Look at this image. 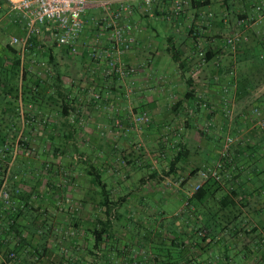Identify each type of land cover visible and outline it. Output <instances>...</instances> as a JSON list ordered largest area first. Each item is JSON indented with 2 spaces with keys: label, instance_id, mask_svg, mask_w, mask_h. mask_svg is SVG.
Instances as JSON below:
<instances>
[{
  "label": "crops",
  "instance_id": "crops-1",
  "mask_svg": "<svg viewBox=\"0 0 264 264\" xmlns=\"http://www.w3.org/2000/svg\"><path fill=\"white\" fill-rule=\"evenodd\" d=\"M185 1L178 11L136 1L125 60L145 65L121 79L85 51L68 64L44 28L31 48L12 42L25 21L17 0H0V186L7 177L17 198V212L0 202V264H264V129L253 113L264 115V10L236 22L256 19L264 0ZM102 15L87 9L81 44H107ZM130 109L150 122L137 127ZM234 134L223 183L205 181L203 201L187 204Z\"/></svg>",
  "mask_w": 264,
  "mask_h": 264
},
{
  "label": "built area",
  "instance_id": "built-area-1",
  "mask_svg": "<svg viewBox=\"0 0 264 264\" xmlns=\"http://www.w3.org/2000/svg\"><path fill=\"white\" fill-rule=\"evenodd\" d=\"M137 0H17V6L25 21L26 34L25 37L19 39L14 37L12 42L23 43L24 49L31 48L35 45L33 37L43 34V28L47 31V36L58 47L65 48L71 55H79L84 51L88 54L91 61L104 63V73L108 76H116L119 78H127L130 74L137 71L138 67L145 65L142 62L138 65L130 64L125 60V54L129 52L134 43V30L137 25L129 20H125L134 11V4ZM146 10L151 9V5L155 0H141ZM175 10H180L185 0H172ZM90 7H97L102 10L103 15L95 18V26L100 31L106 32L107 44L97 37L94 41H90L87 45L81 44V35L86 26L84 15ZM256 10L260 14L256 19L254 17H239L237 24L246 26L255 21H260L261 13L264 10L263 3L256 5ZM213 16V13H209ZM242 37L240 32L235 31L226 37L227 44L234 50L240 45ZM204 58L205 53L200 52ZM44 68L50 67L45 61L40 63ZM128 94L132 92L131 88L127 89ZM100 98V94L94 95ZM253 113L257 117L256 123L261 129H264V115L259 107L253 109ZM133 123L140 127L150 122L148 112H135L130 109ZM115 123L121 125L119 118H115ZM170 128L165 131V139L168 138ZM238 135H228L224 141L220 159H218L210 167H203L198 171L202 178V182L197 183L188 197L197 192L205 181L210 179L223 183L225 180V169L229 151L233 143L238 140ZM8 178L5 177L0 186V202L8 208H15L17 203L16 196L12 195L7 187ZM184 178L179 179V184ZM19 189L17 190V193ZM66 202H70V197H65ZM188 204V201H187ZM74 233V230L71 231ZM15 253H11L10 257H14Z\"/></svg>",
  "mask_w": 264,
  "mask_h": 264
},
{
  "label": "trees",
  "instance_id": "trees-1",
  "mask_svg": "<svg viewBox=\"0 0 264 264\" xmlns=\"http://www.w3.org/2000/svg\"><path fill=\"white\" fill-rule=\"evenodd\" d=\"M33 40H34V43L36 44L37 43V37L35 36L34 38H33ZM10 46V45H9ZM10 49L12 48L11 46L9 47ZM49 62H52L51 61V59H49ZM19 66H20V64H19V61L16 63V68H15V74H19ZM1 84L2 83H0V87H1ZM59 87V86H58ZM38 98H39V93L38 92H35L31 97H30V99H28L27 97H25V99H28V100H33V101H37L38 100ZM58 98H59V96H58ZM62 104H63V101H62ZM211 180V179H210ZM219 183H221V182H218V181H216V180H214V184H219ZM209 185H213V183H209V184H207V186L206 185H203L197 192H195L190 198H189V202L191 201V200H194L196 203H200V202H202L203 201V198H205V196L207 195V193H208V191H209ZM233 194L235 195V196H237V192H233ZM12 209V208H11ZM11 209H9V211H11ZM13 210H15L16 211V208L15 209H13ZM17 212V211H16ZM197 211H195V215L196 216H199V215H202V213H201V211H199L198 213H196ZM10 213H12V211L10 212ZM16 219V218H15ZM15 221V220H14ZM15 227H17L16 228V231H19V229L21 228V226L20 225H15ZM97 241L99 242V243H101V242H103L104 241V239H103V237H102V234L100 233V235L99 236H97ZM13 253H15V256L14 257H10V254H11V252L6 256V260L8 261V260H10L11 258H15L16 257V252H14V251H12ZM5 262H2L1 261V264H4Z\"/></svg>",
  "mask_w": 264,
  "mask_h": 264
},
{
  "label": "rangeland",
  "instance_id": "rangeland-1",
  "mask_svg": "<svg viewBox=\"0 0 264 264\" xmlns=\"http://www.w3.org/2000/svg\"><path fill=\"white\" fill-rule=\"evenodd\" d=\"M237 22V21H236ZM263 53H264V50H263ZM65 54V53H64ZM64 56V55H63ZM73 59V58H75L76 60H79L80 59V56H72V55H70L69 53H66V56H64V61L65 62H67L68 64H72V62L70 61V59ZM45 62L48 64V66L49 67H51L53 70H54V65L55 64H51L50 62H48V58H45ZM63 61V60H62ZM35 65H33L34 66V68H38V69H40L39 68V66L37 65L38 64V62H37V60H35ZM40 66L41 67H43L41 64H40ZM60 67H61V64L59 65ZM47 70H49L48 68H46ZM41 71H44V70H41ZM68 72H69V75H70V77H73L76 73H74V70H71V69H69L68 70ZM186 181V180H185ZM184 180L179 184V185H182L184 182H185ZM192 191V190H191ZM189 198L190 197H186V201H188V204H189ZM194 201V200H193ZM195 202V201H194ZM182 203V199L181 198H179V199H174L173 200V202L171 203V205H175V206H179V204H181ZM196 203V202H195ZM174 209H175V207L174 208H166V209H164V210H166L167 212H173L174 211ZM202 209V207H197L195 210H194V212L195 211H197V213L200 211ZM158 210H163V209H158ZM264 210V209H263ZM149 211H151L150 209H149ZM262 224L263 225H261V226H264V221H262Z\"/></svg>",
  "mask_w": 264,
  "mask_h": 264
}]
</instances>
